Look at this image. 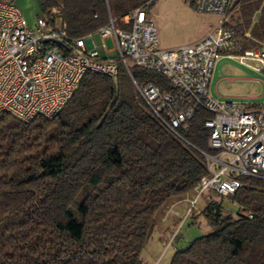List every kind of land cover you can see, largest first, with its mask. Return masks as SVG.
Masks as SVG:
<instances>
[{"label": "trees", "instance_id": "trees-1", "mask_svg": "<svg viewBox=\"0 0 264 264\" xmlns=\"http://www.w3.org/2000/svg\"><path fill=\"white\" fill-rule=\"evenodd\" d=\"M155 1L37 0L43 16L59 6L76 38ZM235 7L244 23L238 29L264 40V0H235ZM118 64L115 76L85 72L50 118L24 122L0 112V264H145L140 253L160 208L208 174L210 113L201 109L171 132ZM130 71L138 84L168 89L159 73ZM240 181L229 200L252 217L208 202L194 219L201 215L211 229L169 264H264V180Z\"/></svg>", "mask_w": 264, "mask_h": 264}, {"label": "built area", "instance_id": "built-area-1", "mask_svg": "<svg viewBox=\"0 0 264 264\" xmlns=\"http://www.w3.org/2000/svg\"><path fill=\"white\" fill-rule=\"evenodd\" d=\"M232 3L196 0V10L215 16V23L197 41L172 49L160 46L144 7L118 21L109 16L105 25L76 38L68 34L59 6L38 15L31 29L14 1L0 0V112L24 122L37 115L50 118L72 96L85 72L115 76L118 63L151 113L171 132L187 128L197 111L209 112L203 123L209 129L208 149L214 151L203 152L208 174L192 191L176 197L164 214L175 215L178 223L196 210V200L205 191L230 198L241 186V175L264 180V101L242 104L228 100L233 96L211 92L212 71L221 57L264 74V40L231 23ZM105 38L112 40V48ZM133 65L165 77L168 89L153 82L138 84L131 76ZM179 204L184 205L182 211L175 208ZM237 212L252 217L241 208Z\"/></svg>", "mask_w": 264, "mask_h": 264}, {"label": "rangeland", "instance_id": "rangeland-1", "mask_svg": "<svg viewBox=\"0 0 264 264\" xmlns=\"http://www.w3.org/2000/svg\"><path fill=\"white\" fill-rule=\"evenodd\" d=\"M195 1L196 0H156L153 6L146 10L152 25H154L157 30V37L161 47L166 48L167 46H171L173 48L174 46L188 44L196 39L199 34L203 33L207 27L210 29L214 25L215 17L196 10ZM14 3L21 10L24 15L23 17H25L28 25L32 29L35 26L37 16L40 15L37 0H14ZM235 15L236 13L234 16ZM105 44L107 48L113 47L111 39L105 38ZM212 73L210 85L212 93L217 94L212 84L219 79L217 91L224 95L233 96L232 99L228 100H233L242 104L264 101V86L262 84L264 81L263 73L254 72L248 67L238 63L237 60L225 57L218 59ZM229 76H234L235 79L227 80ZM255 78L261 81H255ZM253 93L260 94V97L257 99L248 97ZM210 201L219 204L224 214H238L237 211H239L240 207L229 200V197H223L211 191H205L196 200L195 207L200 211ZM193 212L190 213L188 217L172 226L173 229L171 233L167 235L163 243L155 247L154 250L152 249L154 251L153 254L157 255L152 261L148 255H146V249L142 253L143 258L147 259L150 264H169L175 251H181V249L185 248L193 238L199 237L204 233L206 234L211 227L207 225V222L201 215L198 217V220L197 218L194 219L195 214H193ZM160 217L161 216H159V218ZM157 227L158 225L154 227L152 235L149 240H147L150 247L155 243L154 240L157 235H159Z\"/></svg>", "mask_w": 264, "mask_h": 264}, {"label": "crops", "instance_id": "crops-1", "mask_svg": "<svg viewBox=\"0 0 264 264\" xmlns=\"http://www.w3.org/2000/svg\"><path fill=\"white\" fill-rule=\"evenodd\" d=\"M234 12L236 13L235 16H234V14H235ZM232 15H233V17H232ZM257 15H258V12H255V13L253 14L252 19H251L252 22L255 21V19L257 18ZM213 17H215V16H213ZM230 21H231V23H232L235 27H237V28H240L241 26L244 25L243 21H241V16H240V13H239V10H238L237 7H235V9L232 10V12H231V16H230ZM208 30H209V27H207V28L203 31V33L199 34V36H198L196 39H194L193 41H191V42L188 43V44H191V43L197 41L198 39H200L201 37H203L204 34H206ZM184 45H185V44H184ZM174 47H176V46H174ZM163 48H164V47H163ZM166 48H172V47H171V46H167ZM172 49H173V48H172ZM254 72H255V71H254ZM234 79H235L234 76H229V77H227V80H234ZM257 79H258V78H255V81H257ZM219 81H220V80L218 79V80H216V81L212 84V86H213L215 92H217V94L212 93V95L218 96L219 94H221V93H219V92L217 91V86H218L217 84H218ZM258 82H259V81H258ZM211 92H212V88H211ZM255 94H257V93H253V94H251V95H255ZM222 95H224V94H222ZM174 199H176V198L174 197V198H171V199H169L168 201H166L165 205L162 206V207L160 208V210L158 211V213L156 214V215H157V225H158L157 228H158L159 235H157V237H156L155 240H154L155 243H153L151 247L148 245L149 242H147L146 245H145V247H144V249H143V251L146 249V251H147L146 255H148V257L150 258L151 261L155 258V256H157L156 254H155V255L153 254V253H154L153 250L155 249V247H158L159 245H161V244L163 243V241H164V239L167 237V235H168L169 233H171V230L173 229L172 226H174V225L176 224L177 218L175 217V215H172V214H170V213H168L167 216L164 215V214H166V211L169 209V207L171 206L172 201H174ZM175 208H179V210L182 211L183 208H184V205H183V204H179V206H176ZM198 211H199V209L196 208V210H195V212H193V214L196 215V213H197ZM161 213H162V214H161ZM159 216H161V217L159 218ZM164 216H165V217H164ZM198 217H199V216H198ZM198 217H197V220H198ZM147 245H148L149 247H148ZM152 249H153V250H152ZM158 250H159V249H158ZM158 250H157V251H158ZM143 251L140 253L141 256H142ZM157 251H156V252H157ZM158 255H159V253H158ZM142 259H143L144 263H146V264L149 263V264H150V262H148L147 259H144L143 256H142Z\"/></svg>", "mask_w": 264, "mask_h": 264}]
</instances>
